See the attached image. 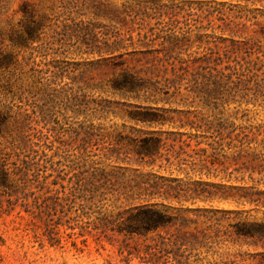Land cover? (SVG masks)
Segmentation results:
<instances>
[{
    "label": "rangeland",
    "instance_id": "1",
    "mask_svg": "<svg viewBox=\"0 0 264 264\" xmlns=\"http://www.w3.org/2000/svg\"><path fill=\"white\" fill-rule=\"evenodd\" d=\"M2 171L0 264H264V0H0Z\"/></svg>",
    "mask_w": 264,
    "mask_h": 264
},
{
    "label": "trees",
    "instance_id": "2",
    "mask_svg": "<svg viewBox=\"0 0 264 264\" xmlns=\"http://www.w3.org/2000/svg\"><path fill=\"white\" fill-rule=\"evenodd\" d=\"M199 143V142H197ZM159 145V140L157 137H151L149 140L143 141L142 145L139 146L137 149L140 153L145 154H152L155 153L157 146ZM1 174V182L6 181V174L5 172H0ZM93 177V176H92ZM190 190V189H188ZM205 190L202 186L197 190L194 188L192 193H201ZM191 197V196H190ZM131 217L129 220L122 223V227L126 229L128 232H147L150 230H155L160 227H165L167 225H175L177 221V215H173L168 213L166 210L161 208L152 207L150 205H141L140 207L136 208L135 211H131ZM181 217V216H179ZM184 221V218H182ZM181 225V224H180ZM242 230L249 233V232H257L260 235V238H264V222L263 221H243L241 223ZM122 228V229H123ZM182 229V226L177 228ZM199 235L197 233H190L186 230L181 231L182 239L186 236H193L194 238L200 237L205 238V233L202 230H198ZM167 244L174 245L177 250L180 247V243L182 245L183 242L181 240H172L166 242ZM165 246V245H164ZM162 249H165L163 247Z\"/></svg>",
    "mask_w": 264,
    "mask_h": 264
}]
</instances>
